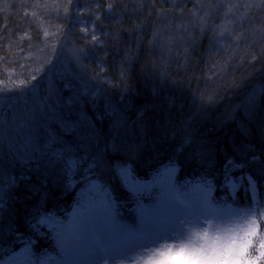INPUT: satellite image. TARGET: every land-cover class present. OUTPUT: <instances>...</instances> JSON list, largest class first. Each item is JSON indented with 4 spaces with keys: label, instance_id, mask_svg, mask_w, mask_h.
<instances>
[{
    "label": "trees",
    "instance_id": "obj_1",
    "mask_svg": "<svg viewBox=\"0 0 264 264\" xmlns=\"http://www.w3.org/2000/svg\"><path fill=\"white\" fill-rule=\"evenodd\" d=\"M227 1L0 0V260L24 245L46 259L38 220L66 218L87 176L119 203L120 170L170 163L219 204L263 192L264 15L224 35Z\"/></svg>",
    "mask_w": 264,
    "mask_h": 264
},
{
    "label": "rangeland",
    "instance_id": "obj_2",
    "mask_svg": "<svg viewBox=\"0 0 264 264\" xmlns=\"http://www.w3.org/2000/svg\"><path fill=\"white\" fill-rule=\"evenodd\" d=\"M245 1H227L226 8H223L225 19L217 24L224 35L234 33L238 40L243 39L245 33L239 26L242 19L247 17L252 22L256 21L250 17V11L262 19L263 0ZM93 5L91 9L78 6L75 17L82 22L91 21L92 17L98 16L94 10L97 5ZM86 26L89 31L96 30L95 26ZM259 36H264V32L258 31L256 37ZM176 170V165L170 163L159 175L150 178L134 177L128 169L120 170L119 174L133 196L121 203L115 201L107 188L87 176L89 178L86 177L80 185L78 202L66 222L49 214L38 220L55 236L51 239L53 251L49 256L35 260L30 247L25 245L4 256L0 264H7L10 257H14L17 264H116L117 260L126 259L134 250L173 237L190 224H229L264 212V190L258 193L257 184L252 181L249 184L250 205H223L211 199L212 185L190 183L188 180L179 182ZM26 248L27 253L22 251Z\"/></svg>",
    "mask_w": 264,
    "mask_h": 264
},
{
    "label": "clouds",
    "instance_id": "obj_3",
    "mask_svg": "<svg viewBox=\"0 0 264 264\" xmlns=\"http://www.w3.org/2000/svg\"><path fill=\"white\" fill-rule=\"evenodd\" d=\"M253 220L254 233L246 232L249 221ZM169 249L173 253L181 249L184 252L171 258H158L154 264H264V212L229 224H190L173 237L134 250L116 264H149V257Z\"/></svg>",
    "mask_w": 264,
    "mask_h": 264
},
{
    "label": "snow or ice",
    "instance_id": "obj_4",
    "mask_svg": "<svg viewBox=\"0 0 264 264\" xmlns=\"http://www.w3.org/2000/svg\"><path fill=\"white\" fill-rule=\"evenodd\" d=\"M255 224V221H249L248 225H247V228L245 229L246 232H252L254 233V228H253V225ZM206 235V234H205ZM23 252L27 253L28 252V249H23L22 250ZM184 252L183 249L180 250V252L178 253H173L170 249L167 251V252H164V253H160L158 254V256H151L148 258V261H149V264H154V262L158 259V258H171V257H174V256H178L180 254H182ZM7 264H17V261L15 260L14 257H10Z\"/></svg>",
    "mask_w": 264,
    "mask_h": 264
}]
</instances>
